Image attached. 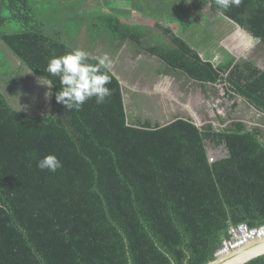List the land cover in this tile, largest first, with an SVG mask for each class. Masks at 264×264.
Wrapping results in <instances>:
<instances>
[{"label": "trees", "instance_id": "trees-1", "mask_svg": "<svg viewBox=\"0 0 264 264\" xmlns=\"http://www.w3.org/2000/svg\"><path fill=\"white\" fill-rule=\"evenodd\" d=\"M215 16V0H0V264H205L239 225L264 226V67L216 43L218 61L200 55ZM222 19L264 49V0ZM76 48L109 56L112 94L71 111L41 79ZM127 50L147 81L184 75L227 103L202 123L135 114ZM48 154L55 172L37 167Z\"/></svg>", "mask_w": 264, "mask_h": 264}, {"label": "rangeland", "instance_id": "rangeland-1", "mask_svg": "<svg viewBox=\"0 0 264 264\" xmlns=\"http://www.w3.org/2000/svg\"><path fill=\"white\" fill-rule=\"evenodd\" d=\"M204 14H206V12H204ZM134 15L136 16V14ZM213 19H215L216 21L214 22V25H211L209 27V29L214 34V37H217V39L213 38V40H211L209 44H205L202 48H204L205 46L206 47L209 46L208 48H212L211 50L215 51L217 49L216 45L221 47L225 46L226 44H228L227 42L228 38L230 39V37L235 35L234 38L237 39V42L243 44L242 45L243 49L241 53L245 56H249L250 58H254L260 66L264 67V49L260 47L258 41L249 38L247 35L249 33L246 30H245L246 33H244L241 30L239 31L238 25L230 20L222 19V17L218 18L216 16ZM135 21H140V18L136 17ZM205 21H209V20H202L203 23ZM232 41H235L233 37H232ZM128 52L130 54H128V56L125 59H123V61L120 63L121 73L126 74L125 76H123V78H125L124 80H122L123 85L125 86L127 85L132 90H134V92H130L126 96V103L128 110L133 111L135 114L148 116L150 118L151 117L157 118L161 122H166L171 118L170 113H173L174 111L177 110L182 111L181 101L183 104L187 103L188 99H190L191 101L192 99L189 98L190 96H192L195 99V101H192V103L190 104L193 110L201 106L199 99L200 94H197V92L199 93L200 88L197 84L191 85L190 94L183 95L184 96L183 99L180 98L181 95L179 94V83L177 80L174 79H172L170 84L168 85L170 89L165 91L163 90L157 91L155 89L157 92L155 90H152L153 84H155L156 81L162 80L163 76H159V77L154 76L153 78H150L151 81H147L143 77L138 78L140 74L145 73L147 67L146 65H140L139 64L140 58L135 57L130 51ZM233 52L236 53V51ZM149 61L155 62V59L151 58V60ZM1 73L2 70L0 69V77H1ZM161 83L164 84V80H162ZM1 86L4 87L2 83ZM136 90L140 91L141 93L135 92ZM7 91L8 89L5 90L4 92L6 93ZM220 95H222V91L219 89L218 96L220 97ZM210 96L213 99V101L207 99V101L210 102V104L214 103L215 106H217L221 101L227 103V101H225L221 97L218 98L217 95L209 94L207 97L209 98ZM15 105L22 108V106L26 105L25 99L19 98L15 100ZM240 106H241L240 108L244 110L243 109L244 104L242 102H240ZM218 108H219L218 111L222 112L221 107ZM198 113H199V118H197L198 123H200L199 121L202 113L204 114L205 118H202L201 122H204L208 118L209 113L205 112V107H201ZM241 113H242L241 111L238 112V115L240 116L238 117L244 119L245 121L250 122L248 116L241 117L242 115ZM250 113L252 112L250 111Z\"/></svg>", "mask_w": 264, "mask_h": 264}, {"label": "clouds", "instance_id": "clouds-1", "mask_svg": "<svg viewBox=\"0 0 264 264\" xmlns=\"http://www.w3.org/2000/svg\"><path fill=\"white\" fill-rule=\"evenodd\" d=\"M242 2L215 0L217 15L223 17L230 8L239 7ZM111 67L112 61L107 54L97 58L76 48L62 56L52 57L45 69L48 76L43 77L40 83L51 89L54 84L49 77L58 78L60 88L54 94L56 102L71 111H79L92 98H95L97 104H103L111 96L112 90L108 87L111 84ZM46 95L51 98L53 93L49 91ZM37 167L55 172L62 167V163L55 154H48L37 161Z\"/></svg>", "mask_w": 264, "mask_h": 264}, {"label": "crops", "instance_id": "crops-1", "mask_svg": "<svg viewBox=\"0 0 264 264\" xmlns=\"http://www.w3.org/2000/svg\"><path fill=\"white\" fill-rule=\"evenodd\" d=\"M237 33H239V32H237ZM247 35H248L249 38L254 39L250 34H247ZM232 37H233V39L235 41H232ZM232 37H230V39L228 38V41H227L228 44H226L225 46H222L227 51V53H229L231 55H235L237 58H240V57H242V58H250L249 56H245V55H243L241 53L242 49H243V47H242L243 44L237 42V39L234 38L235 35H233ZM256 41H258V40H256ZM208 47H206V46L204 48L201 47L200 51H199L200 55L202 57H204V58H206L208 55H210L212 58H214V60L218 61V59H220V55L221 54L218 52L217 49L215 51H212L211 50L212 48H208ZM233 51H236V53H234ZM172 79L177 80L178 83H179V94L181 95V97H180L181 99L184 98L183 95L190 94L191 85L194 84V81L187 79L184 75H173V74H167L166 75V74H164L163 75V79H162V80H164V84L161 83L162 80H159L160 82L156 81L155 84H153L152 90L156 89L157 91H162V90L165 91V90L170 89L168 85L170 84ZM197 94H200V98L199 99H200V105L201 106H199L195 110H193L191 108V106H190L192 101H195V99L192 96L189 97L192 100L190 101V99H188L187 103H185V104H183L182 101H181V104H182L181 105V110L183 112L188 113L189 115L193 116L196 121L198 120L197 118H199V113L198 112H199L201 107H205V112H209L208 116H212V109L210 110L211 104H210V102L207 101V98L205 97L204 93L199 91V93L197 92ZM202 118H205L203 113L201 114V118H200V121H199L200 123H202L201 122Z\"/></svg>", "mask_w": 264, "mask_h": 264}, {"label": "water", "instance_id": "water-1", "mask_svg": "<svg viewBox=\"0 0 264 264\" xmlns=\"http://www.w3.org/2000/svg\"><path fill=\"white\" fill-rule=\"evenodd\" d=\"M238 27L246 33L241 26L238 25ZM261 255H264V235L255 237L224 253H217L213 260L205 264H244Z\"/></svg>", "mask_w": 264, "mask_h": 264}, {"label": "built area", "instance_id": "built-area-1", "mask_svg": "<svg viewBox=\"0 0 264 264\" xmlns=\"http://www.w3.org/2000/svg\"><path fill=\"white\" fill-rule=\"evenodd\" d=\"M232 238L223 241L221 248L217 253H224L231 249H234L249 240L264 235V226L257 229H248L245 225H239L237 230H232Z\"/></svg>", "mask_w": 264, "mask_h": 264}, {"label": "flooded vegetation", "instance_id": "flooded-vegetation-1", "mask_svg": "<svg viewBox=\"0 0 264 264\" xmlns=\"http://www.w3.org/2000/svg\"><path fill=\"white\" fill-rule=\"evenodd\" d=\"M146 73H144V74H140L139 76H138V78H140V77H144V75H145ZM194 84H197L196 82H194ZM200 88V91L202 92V93H204V95H205V97L207 98V99H209V100H212L213 101V99H212V97L210 96L209 98L207 97V95L205 94V92L203 91V89L201 88V87H199ZM136 91H138V90H136ZM213 104L214 103H211V108H210V110L212 109V107H213ZM209 111V110H208Z\"/></svg>", "mask_w": 264, "mask_h": 264}]
</instances>
